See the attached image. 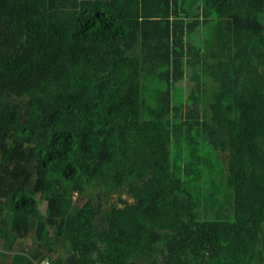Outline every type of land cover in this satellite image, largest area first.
<instances>
[{
  "label": "trees",
  "instance_id": "1",
  "mask_svg": "<svg viewBox=\"0 0 264 264\" xmlns=\"http://www.w3.org/2000/svg\"><path fill=\"white\" fill-rule=\"evenodd\" d=\"M6 226L0 264H264V0H0Z\"/></svg>",
  "mask_w": 264,
  "mask_h": 264
},
{
  "label": "rangeland",
  "instance_id": "2",
  "mask_svg": "<svg viewBox=\"0 0 264 264\" xmlns=\"http://www.w3.org/2000/svg\"><path fill=\"white\" fill-rule=\"evenodd\" d=\"M116 198V197H114ZM124 199L128 201H132L128 196H124ZM116 201V199H114ZM6 229L9 230V237L7 239H2L0 237V250H3V244L5 245V241H7V247L9 248L10 252L9 253H29L31 252L32 249L35 248V243L37 242V238L39 236V231L38 233L35 231L28 235L27 237H17L16 232L10 231L11 228L10 226H6ZM62 256L66 257L67 256V251L63 246H58L57 247V254L56 256ZM42 264H47V262H43Z\"/></svg>",
  "mask_w": 264,
  "mask_h": 264
}]
</instances>
